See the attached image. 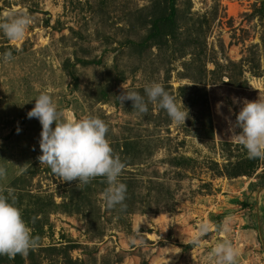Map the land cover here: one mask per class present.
Returning a JSON list of instances; mask_svg holds the SVG:
<instances>
[{
    "label": "rangeland",
    "instance_id": "obj_1",
    "mask_svg": "<svg viewBox=\"0 0 264 264\" xmlns=\"http://www.w3.org/2000/svg\"><path fill=\"white\" fill-rule=\"evenodd\" d=\"M174 4L172 22L158 23L167 0H0V23L30 21L19 42L0 33V55L14 56L0 58V193L12 189L39 238L0 264H218L209 253L225 240L236 264H264V160L248 158L233 128L244 103L264 99V0ZM154 82L188 110L185 125L120 102L125 90L147 100ZM41 93L61 120L108 125L126 207H105V178L64 182L40 164L42 125L27 113ZM240 202L243 224L221 221Z\"/></svg>",
    "mask_w": 264,
    "mask_h": 264
},
{
    "label": "clouds",
    "instance_id": "obj_2",
    "mask_svg": "<svg viewBox=\"0 0 264 264\" xmlns=\"http://www.w3.org/2000/svg\"><path fill=\"white\" fill-rule=\"evenodd\" d=\"M29 22L27 16L10 14L5 22L0 23V33L10 41L19 42L24 39ZM0 58L6 63L10 62L14 59L13 52L6 51ZM144 91L147 100L138 92L127 90L118 97L121 103L132 101L133 109L139 113H147L149 103L157 105L166 111L174 123L185 125L188 110L181 108L162 84L154 82L146 86ZM34 100V107L27 113V118H35L42 125L39 141L42 154L38 157L40 164L49 167L52 174L64 182L76 181L87 185L96 177H103L108 184L102 196L105 207H126L127 187L119 181L125 165L113 155L107 139L108 125L92 116L73 121L61 120V113L47 93H41ZM233 128L239 129L236 134L248 158L264 160V99L244 103L236 115ZM6 175L7 169L0 166V180ZM7 192L8 195L0 193V256L13 258L35 249L39 238L33 236L23 219L11 195L12 189H7ZM207 230L208 225H201L193 243H198ZM224 230L227 231V228ZM209 256L216 258L218 264H236L237 253L226 240L217 243Z\"/></svg>",
    "mask_w": 264,
    "mask_h": 264
},
{
    "label": "trees",
    "instance_id": "obj_3",
    "mask_svg": "<svg viewBox=\"0 0 264 264\" xmlns=\"http://www.w3.org/2000/svg\"><path fill=\"white\" fill-rule=\"evenodd\" d=\"M168 2V15L165 18H161L159 20H156V22L158 21V23L160 22H172V19L175 15V4H174V0H167ZM158 24H156L157 26ZM233 206V205H232ZM229 208L227 211V213L223 214V216H221V220H226L228 218H233V217H237L240 216L243 213H246V211H248V206L244 203V202H240L237 203L233 206V208ZM231 209V210H230ZM215 228L218 230L220 228V224L217 223L215 224Z\"/></svg>",
    "mask_w": 264,
    "mask_h": 264
},
{
    "label": "crops",
    "instance_id": "obj_4",
    "mask_svg": "<svg viewBox=\"0 0 264 264\" xmlns=\"http://www.w3.org/2000/svg\"><path fill=\"white\" fill-rule=\"evenodd\" d=\"M264 194V193H263ZM262 194V195H263ZM258 198L260 197V195H258L257 196ZM261 199H262V197H261ZM231 206L232 205H228L227 206V209H229V208H231ZM232 208H233V206H232ZM227 211V210H226ZM255 211H256V208H255ZM257 211H258V209H257ZM228 212V211H227ZM246 215V213H243V214H241L240 216H237V217H233V218H228V219H226V220H223V221H228L229 222V224H231V226L232 227H235L236 226V224L238 223V221L240 222V223H242L243 224V217H241V216H245ZM222 221V220H221ZM255 222H257V221H255ZM264 223V222H263ZM253 228H255L256 230H260L259 228H260V226H259V224L257 223V224H253ZM263 244V248H264V242L262 243Z\"/></svg>",
    "mask_w": 264,
    "mask_h": 264
},
{
    "label": "bare ground",
    "instance_id": "obj_5",
    "mask_svg": "<svg viewBox=\"0 0 264 264\" xmlns=\"http://www.w3.org/2000/svg\"><path fill=\"white\" fill-rule=\"evenodd\" d=\"M231 8V7H230Z\"/></svg>",
    "mask_w": 264,
    "mask_h": 264
}]
</instances>
